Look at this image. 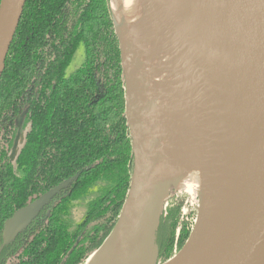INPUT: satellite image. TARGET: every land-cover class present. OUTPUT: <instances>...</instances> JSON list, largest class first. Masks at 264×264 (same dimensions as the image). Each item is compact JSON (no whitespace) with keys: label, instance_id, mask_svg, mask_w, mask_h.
<instances>
[{"label":"trees","instance_id":"1","mask_svg":"<svg viewBox=\"0 0 264 264\" xmlns=\"http://www.w3.org/2000/svg\"><path fill=\"white\" fill-rule=\"evenodd\" d=\"M20 18L0 77V264H86L113 231L133 170L110 0H26ZM81 46L82 66L67 75ZM73 177L36 220L4 243L6 220ZM92 192L97 197L72 228L71 210ZM181 206L160 210L153 237L157 264L169 261L191 234Z\"/></svg>","mask_w":264,"mask_h":264},{"label":"water","instance_id":"2","mask_svg":"<svg viewBox=\"0 0 264 264\" xmlns=\"http://www.w3.org/2000/svg\"><path fill=\"white\" fill-rule=\"evenodd\" d=\"M199 2L227 64L237 110L239 164L232 194L222 213L206 229L212 216L200 210L203 205L200 199L198 218L202 231L190 243L189 235L184 247L171 257L174 261L170 263V258L165 264H264V0ZM25 3L26 0H0V77ZM124 80L133 170L119 219L99 250L106 247L110 264H138L145 235L153 227L149 248L144 252L149 255L152 252L153 264H157L153 237L160 203L170 181L159 170L162 162L150 115L145 121L137 118L134 122L138 124H133L129 116V85L134 89L137 80H127L125 66ZM146 127L149 132L144 131ZM73 179L37 197L6 220L2 231L4 243L21 234Z\"/></svg>","mask_w":264,"mask_h":264},{"label":"bare ground","instance_id":"3","mask_svg":"<svg viewBox=\"0 0 264 264\" xmlns=\"http://www.w3.org/2000/svg\"><path fill=\"white\" fill-rule=\"evenodd\" d=\"M204 6L205 4L203 8ZM110 10L122 47L126 78L135 79V74H132L130 69H133L135 64L129 56L130 52L131 55L133 52L143 64L142 75L147 85L145 88L149 90L150 99L154 100L152 102L155 105L150 114L153 127L160 129V126H163L160 131L166 129L165 134L164 130L162 131L163 138L160 139L156 134L155 143L159 145V157L162 162L159 170L173 177L171 182L177 190L202 200L201 209L212 216L206 225L208 229L229 202L239 164L237 110L221 48L217 49L199 0H110ZM189 22L193 23L191 28ZM172 28L176 31L174 32ZM195 33L204 40L202 45L208 49L210 58L212 55L217 61L219 86H216L214 91L206 90L205 96L198 94L196 99L180 103L175 100L176 93L172 92L171 96L168 94L170 79L168 80L164 74L161 63L164 61L166 51L176 57L181 53L177 49L180 46H183L184 50L192 51L194 45L189 43V36ZM202 81L199 78L200 89ZM161 96H165L163 98L173 96L174 99L164 101ZM127 97L128 109L132 105L137 106L131 96ZM161 100L166 104L161 105ZM168 100L172 105L166 108ZM159 106L163 111L162 115L166 114V119L163 117L165 121L160 115ZM169 107L170 111L174 109L176 112L170 113ZM199 220L198 218L191 231L188 243L192 242L203 229L199 225ZM152 231L153 227L145 235L144 250L138 257V264H148L149 254L144 251L149 248ZM172 261L173 258L170 259V263ZM86 262L110 264L106 247L91 255Z\"/></svg>","mask_w":264,"mask_h":264},{"label":"rangeland","instance_id":"4","mask_svg":"<svg viewBox=\"0 0 264 264\" xmlns=\"http://www.w3.org/2000/svg\"><path fill=\"white\" fill-rule=\"evenodd\" d=\"M189 23H190L189 26L191 28L193 23L192 22H189ZM173 27L175 28L174 25H173ZM174 28H172V30L175 32L176 29H174ZM165 32H166V30H165ZM202 42H204V40L202 38L200 39V37L198 36V33H195L192 36H189V43L194 45V49L192 51L184 50L183 46H180L177 48L178 52L179 53L181 52L178 57H176L172 54L170 55L169 53H166L167 51L164 54V61L161 63L163 65L162 70L164 71V74L166 75L167 79L168 80L170 79L168 82V85H169L168 90L170 93L168 92V94L171 96L174 93H176V94H174V97L176 98L175 99L176 102L182 103L188 99H192V98L196 99L198 97V94H201V96H205L206 90L212 89V91H214V88L216 86H219V80L217 77V71H218L217 61H215V58L212 55L210 58L209 53H208V49L205 47V45H202ZM173 51H174V54H176V52H175L176 49H174ZM166 55H167V57H166ZM129 56L131 57L132 62L135 64L133 69L130 68L131 73L135 74V79L136 80L138 79V81L136 84L137 86L135 85L134 89H133V87H131L129 85V90L131 89V91H129V93H130L129 96H131V98L133 99V103H136L137 106L132 105V107L130 108L128 113H129L130 118L132 119L133 124H138V121L137 122H134V121L137 120V118H142V119H144L143 121H145V118L152 113L151 109H153L152 107H154L155 104H154V102H152L154 100L150 99L151 96L148 94L149 90L147 88H145V86L147 87V85H146V79L142 75L143 74L142 73L143 72L142 71L143 64L140 63V60L138 59L137 55H134L133 52H132V55L130 52ZM83 60H84V49H82V46H81L78 48V51L74 55V58L72 59L70 66L67 69L66 74L69 75V74L75 72L77 69H79L82 66ZM132 74H131V76H132ZM199 78H201V80H203L201 83V86H202L201 89L198 85ZM139 80L141 82H139ZM197 85H198V89L196 92V86ZM176 86L179 88L178 90H177ZM136 87H138V88H136ZM172 89L173 90L176 89L177 91L174 90L175 91L174 92ZM172 92H173V94H172ZM176 95H178V96H176ZM163 97H165V96H163ZM163 97L161 96V99H164V101H165V99H171V98L174 99L173 96L172 97H166V98H163ZM168 101L169 102L166 105V108L168 107V105L169 106L172 105V104H170V100H168ZM160 103H161V105L166 104L163 101ZM159 110L161 111L160 115L162 116L163 121H165V119H166L165 115L166 114L164 113V115H162L163 111H162L161 107L159 108ZM159 110H158V112H160ZM174 111H175L174 109L170 111V107H169L170 113H173ZM170 115L171 114H169V116ZM161 116H160V118H161ZM163 117H165V119ZM165 125H166V122H165ZM165 125H164V127H165ZM160 127H161L160 129L159 128H154V129H155V133L161 139V138H163V135L165 134L166 129H163L164 131L162 130L164 132V134H163L162 131H160L163 128V126H160ZM144 129H145L144 131H147V132L150 131V129L148 127L144 128ZM24 136H25V133L22 132L21 134H19L18 139L16 140L15 146H14L12 154H11V160L12 161L15 160V157H16L18 150H19L18 148H19V146H21L23 139H24ZM163 160H164V157H163ZM161 174H163V173H161ZM162 177L165 178L167 182L170 181V183H169L170 188L168 189L165 197L163 198V200L160 203V205H161L160 210H167V209H169V207H171L173 205H178L181 203L182 204V206H181V210H182L181 222L188 224L189 228L192 230L195 227L194 225L196 224V222L198 220L199 208H200V198L190 196L188 193H183V192H180L179 190H177L176 187L174 186V184L171 182L173 177H171L170 175L163 174ZM96 197L97 196H96L95 192H92L91 194H89L87 196V198L85 200H82V201L75 204V206L73 207V209L70 212L71 216L69 219V222H70L72 228L75 227L81 221V219L85 216L88 202H90L92 199H94ZM200 210H202V209L200 208ZM177 252L178 251L174 248L173 255H175ZM147 261H148V264L154 263L152 252L150 253Z\"/></svg>","mask_w":264,"mask_h":264}]
</instances>
